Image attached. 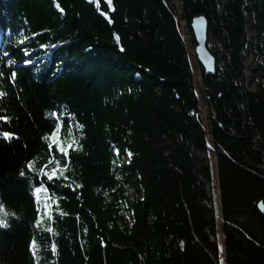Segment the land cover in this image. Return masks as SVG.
<instances>
[{
  "label": "trees",
  "instance_id": "trees-1",
  "mask_svg": "<svg viewBox=\"0 0 264 264\" xmlns=\"http://www.w3.org/2000/svg\"><path fill=\"white\" fill-rule=\"evenodd\" d=\"M97 2L0 0V264H264V0Z\"/></svg>",
  "mask_w": 264,
  "mask_h": 264
},
{
  "label": "water",
  "instance_id": "water-1",
  "mask_svg": "<svg viewBox=\"0 0 264 264\" xmlns=\"http://www.w3.org/2000/svg\"><path fill=\"white\" fill-rule=\"evenodd\" d=\"M88 4H94L99 7L97 0H85ZM107 22L113 24L108 14L101 10L98 11ZM191 28L196 40V55L199 63L207 74L213 73L216 68V59L208 48V22L204 16H198L193 19ZM118 38V39H117ZM115 39L119 43V37L115 34ZM262 207V206H261Z\"/></svg>",
  "mask_w": 264,
  "mask_h": 264
},
{
  "label": "snow or ice",
  "instance_id": "snow-or-ice-1",
  "mask_svg": "<svg viewBox=\"0 0 264 264\" xmlns=\"http://www.w3.org/2000/svg\"><path fill=\"white\" fill-rule=\"evenodd\" d=\"M107 3L111 7V0H107ZM61 11H62V9H61ZM13 77H14V74H13ZM3 95H4V93L3 92H0V96H3ZM0 120H4L5 122H7V118L6 117H3V116H0ZM77 127H82V126L77 125ZM58 132H59V125L57 126L56 132H54L52 134V136H50V137H45V140L51 141V143L49 144V148L50 149L52 148L53 144H55L56 147H57V150L63 152L64 155L66 156L67 155V150L69 148H72L73 145H78V141H76L75 139H73V141L71 143H69L67 145V147H64L63 144H62V142L58 141V139L56 138ZM0 136H2L3 139L8 140V141H11L14 138V134L8 133V132L0 133ZM116 154L119 155V151L118 150H117V153ZM131 155H132L131 153H128L129 158L131 157ZM49 163H51V161H49ZM28 168L30 170L32 169V163L31 162L29 163ZM57 170H59L60 174L62 175L65 169H63V168H54L52 170V174L51 175H48V173H45V175H48V179H52V177L56 174ZM41 171H43V169H41ZM21 174L23 175V173H21ZM38 191H40V190L38 189ZM262 208H264V206H262ZM6 226L7 225L4 223V221L3 220H0V227H6ZM49 231H51V229H49ZM32 247H33V249H35V247H36L35 242H33ZM53 250H55L54 249V246H53ZM34 254H35V252H34ZM221 264H223V262H221Z\"/></svg>",
  "mask_w": 264,
  "mask_h": 264
},
{
  "label": "rangeland",
  "instance_id": "rangeland-1",
  "mask_svg": "<svg viewBox=\"0 0 264 264\" xmlns=\"http://www.w3.org/2000/svg\"><path fill=\"white\" fill-rule=\"evenodd\" d=\"M185 29H184V37L186 38V36H185ZM188 44V47H189V50L191 51V52H193V51H196V49L192 46V45H190L189 43H187ZM194 66H195V64H194ZM196 71H195V73H196V78H197V80H200V76L198 75V70L197 69H195ZM201 114H202V121H203V124H204V126H206L207 127V125H208V119H207V108L205 107V105H204V103L203 102H201Z\"/></svg>",
  "mask_w": 264,
  "mask_h": 264
}]
</instances>
